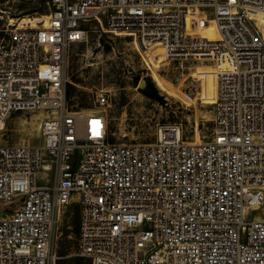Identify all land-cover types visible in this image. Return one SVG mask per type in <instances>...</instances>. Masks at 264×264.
<instances>
[{"label": "built area", "instance_id": "obj_1", "mask_svg": "<svg viewBox=\"0 0 264 264\" xmlns=\"http://www.w3.org/2000/svg\"><path fill=\"white\" fill-rule=\"evenodd\" d=\"M49 4L45 27L0 29V122L43 116L41 147L0 145V264H52L58 214L73 202L74 256L93 264H264V23L250 18L264 0ZM191 9L212 14L215 39L187 33ZM90 24L160 44L167 60L226 57L212 139L189 142L168 125L151 143H111L105 114L74 110L69 51Z\"/></svg>", "mask_w": 264, "mask_h": 264}, {"label": "rangeland", "instance_id": "obj_2", "mask_svg": "<svg viewBox=\"0 0 264 264\" xmlns=\"http://www.w3.org/2000/svg\"><path fill=\"white\" fill-rule=\"evenodd\" d=\"M50 8L49 0H0L1 11L18 21L14 25L18 28H38L44 24ZM256 20H260L255 24L262 31L264 17ZM212 22L209 11H198L188 18L187 33L211 36ZM8 26L6 17L0 20V29ZM88 30L87 39L74 44L69 51V103L77 111L96 109L105 114L109 142L151 143L156 130L168 125L179 126L189 142L212 139L215 77L228 65L226 57L207 53L201 58L167 60L161 50H143L127 34H110L96 24H90ZM101 93L109 97L105 107L97 103ZM42 117L38 113H19L0 122V145L41 147ZM49 178L52 179L50 173L41 172L39 185H49ZM79 217L77 202L59 212L52 264H93L74 256Z\"/></svg>", "mask_w": 264, "mask_h": 264}, {"label": "bare ground", "instance_id": "obj_3", "mask_svg": "<svg viewBox=\"0 0 264 264\" xmlns=\"http://www.w3.org/2000/svg\"><path fill=\"white\" fill-rule=\"evenodd\" d=\"M190 14L191 15H196L198 14V11L197 10H194V9H191L190 10ZM260 18V16H262V18L264 17V12H251L250 13V18L251 20L255 23L256 21H260V20H256V18ZM25 18V17H23ZM197 18V17H196ZM19 19V18H18ZM47 19V17H46ZM196 22H198V19H196ZM262 22V21H261ZM18 23V21H15L13 18L9 19V26H14ZM46 25V20L44 21V24L38 26L39 27H42V26H45ZM212 27H213V31H212V35H206L207 37L211 38V39H215L216 38V31H215V27H214V23L212 22ZM143 49V48H142ZM147 49L149 50H152V49H157V50H161L162 51V48L160 46V44H154V45H151L150 47H148ZM143 50H146V49H143Z\"/></svg>", "mask_w": 264, "mask_h": 264}, {"label": "trees", "instance_id": "obj_4", "mask_svg": "<svg viewBox=\"0 0 264 264\" xmlns=\"http://www.w3.org/2000/svg\"><path fill=\"white\" fill-rule=\"evenodd\" d=\"M78 232H79V229H78Z\"/></svg>", "mask_w": 264, "mask_h": 264}]
</instances>
